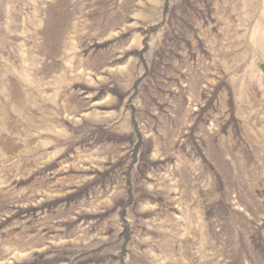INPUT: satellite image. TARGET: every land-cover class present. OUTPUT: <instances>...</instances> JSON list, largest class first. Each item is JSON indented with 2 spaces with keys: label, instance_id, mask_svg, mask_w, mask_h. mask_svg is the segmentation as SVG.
<instances>
[{
  "label": "rangeland",
  "instance_id": "1",
  "mask_svg": "<svg viewBox=\"0 0 264 264\" xmlns=\"http://www.w3.org/2000/svg\"><path fill=\"white\" fill-rule=\"evenodd\" d=\"M0 264H264V0H0Z\"/></svg>",
  "mask_w": 264,
  "mask_h": 264
}]
</instances>
